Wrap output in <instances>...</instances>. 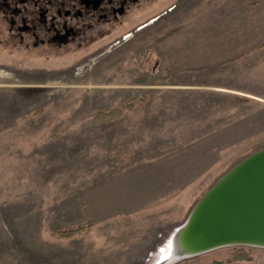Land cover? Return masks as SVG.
<instances>
[{
    "label": "rangeland",
    "instance_id": "rangeland-1",
    "mask_svg": "<svg viewBox=\"0 0 264 264\" xmlns=\"http://www.w3.org/2000/svg\"><path fill=\"white\" fill-rule=\"evenodd\" d=\"M144 8L122 39L55 56L0 33V264H149L209 187L264 147V0ZM213 261L264 264V248L173 264Z\"/></svg>",
    "mask_w": 264,
    "mask_h": 264
},
{
    "label": "water",
    "instance_id": "water-1",
    "mask_svg": "<svg viewBox=\"0 0 264 264\" xmlns=\"http://www.w3.org/2000/svg\"><path fill=\"white\" fill-rule=\"evenodd\" d=\"M173 231L165 264L226 246L264 248V147L219 177Z\"/></svg>",
    "mask_w": 264,
    "mask_h": 264
},
{
    "label": "flooded vegetation",
    "instance_id": "flooded-vegetation-1",
    "mask_svg": "<svg viewBox=\"0 0 264 264\" xmlns=\"http://www.w3.org/2000/svg\"><path fill=\"white\" fill-rule=\"evenodd\" d=\"M157 0H0V33L44 56L90 39H122L135 12ZM171 5L157 11L156 20ZM150 19L134 26L139 30ZM119 31V33H118ZM117 32V34H116ZM125 32V33H124ZM116 34L115 36H113Z\"/></svg>",
    "mask_w": 264,
    "mask_h": 264
},
{
    "label": "bare ground",
    "instance_id": "bare-ground-1",
    "mask_svg": "<svg viewBox=\"0 0 264 264\" xmlns=\"http://www.w3.org/2000/svg\"><path fill=\"white\" fill-rule=\"evenodd\" d=\"M174 239V231H172L164 244L154 254L149 264H165L168 261L169 253L172 249V243Z\"/></svg>",
    "mask_w": 264,
    "mask_h": 264
},
{
    "label": "trees",
    "instance_id": "trees-1",
    "mask_svg": "<svg viewBox=\"0 0 264 264\" xmlns=\"http://www.w3.org/2000/svg\"><path fill=\"white\" fill-rule=\"evenodd\" d=\"M118 110L119 109H112V110H109V111H99V112H97L96 117L106 116V115H108V114H110L112 112H116ZM82 228H83V226H78V227L73 228V229L57 231V233L60 234V235H62V236H70L71 234H73L74 232H77V231L81 230ZM241 256H244V255H235L234 258H239ZM208 264H220V263L219 262H216V261H213V262L208 263Z\"/></svg>",
    "mask_w": 264,
    "mask_h": 264
},
{
    "label": "crops",
    "instance_id": "crops-1",
    "mask_svg": "<svg viewBox=\"0 0 264 264\" xmlns=\"http://www.w3.org/2000/svg\"><path fill=\"white\" fill-rule=\"evenodd\" d=\"M145 26H147V25H145ZM145 26H143L142 28H144ZM164 26L168 29V25L166 23L162 27H164ZM157 33H158V31H157Z\"/></svg>",
    "mask_w": 264,
    "mask_h": 264
}]
</instances>
